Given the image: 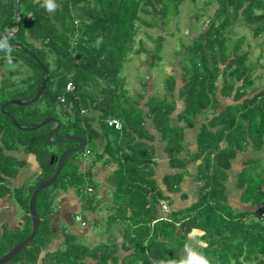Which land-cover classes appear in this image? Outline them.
Instances as JSON below:
<instances>
[{
	"label": "trees",
	"instance_id": "16d2710c",
	"mask_svg": "<svg viewBox=\"0 0 264 264\" xmlns=\"http://www.w3.org/2000/svg\"><path fill=\"white\" fill-rule=\"evenodd\" d=\"M15 1L0 0V41L11 48V53L0 50V198L12 194L18 208L28 216L19 229L0 228V256L31 233L29 201L36 186L55 172L57 160L66 149L78 145L74 140L47 143L55 122L33 130L17 128L2 111V105L13 99L33 98L46 76L45 67L49 78L38 99L27 105L7 104L5 110L20 126L57 118L61 126L53 138L76 135L86 143L67 156L59 176L38 193V231L3 264H90L87 258L94 264H119L121 249L127 253L122 264H180L188 256L183 252L194 229L203 231L205 243L194 251L203 254L209 264H244L243 259L264 264V218L258 214L251 220L249 213L233 214L223 204L226 195L222 183L237 149L250 143L254 149L264 145V85H255L260 77L254 75V67L248 63L249 51L242 49L245 36L231 37L235 23L249 27L254 37L264 36V0H215L218 6L209 24L183 51L179 62L183 81L179 122L195 127L201 116L204 118L191 159L182 157L185 151L190 154L183 142L184 125L171 124V114L177 107L176 78L171 76L166 83L171 99L150 95L144 113L139 105L148 93H139L138 99L130 103L120 76L130 53L149 52L152 68L161 60L163 34L156 37L153 51L143 44L133 49L137 23L164 30L179 16V7L186 0H53L52 11L44 6L45 0H19L21 26L15 35L3 39L18 27ZM70 82L74 88L67 90ZM224 99L231 100L227 101L231 104L220 110ZM110 118L120 119L122 128L109 126ZM148 118L166 142L171 166L181 169L163 177L167 192L180 189L189 162L203 160L197 172L202 184L199 198L185 210L169 209L165 213L162 209V201H167L170 208L171 198L155 177V137L145 127ZM101 136L106 139L102 152H95L91 166L81 172L76 153L85 150L88 143L97 145ZM21 147L25 153L34 154L42 168L41 176L27 188L12 187V178L26 164L12 154ZM87 153L93 151L88 149ZM98 162L116 165L107 178L113 198L105 219L110 238L90 247L79 242L78 234L63 228L60 247L47 250L56 233L52 223L59 190L74 188L79 192L84 223L88 221L87 211L96 212V196L90 193L98 188L93 177ZM253 166L257 167L258 161L252 162L240 178L241 184H248L247 194L253 193L255 181L261 180ZM260 198L257 195L255 201ZM114 228L123 234L120 246Z\"/></svg>",
	"mask_w": 264,
	"mask_h": 264
},
{
	"label": "crops",
	"instance_id": "0c3cea01",
	"mask_svg": "<svg viewBox=\"0 0 264 264\" xmlns=\"http://www.w3.org/2000/svg\"><path fill=\"white\" fill-rule=\"evenodd\" d=\"M181 79V75L179 76ZM178 81V79L176 78ZM182 80V79H181ZM180 80V81H181ZM151 77H150V84H151ZM181 85L178 87V97H179V91L181 86L183 85V81H181ZM149 84V86H150ZM177 88V83L176 87ZM149 89V88H148ZM165 89H167L165 87ZM148 94L146 97L140 102L139 107L143 109L144 113H147L148 107H146V100L150 96L149 90L146 91ZM168 99V98H167ZM180 99V98H178ZM176 100V99H175ZM181 100V99H180ZM177 101V100H176ZM223 106L220 108L223 109L224 106L227 104L226 101ZM181 107L179 106V103L177 102V107L171 114V124L172 125H184L183 129V142L186 146V149L190 151V154L188 155L187 152L182 153V157L188 156L190 159L192 158L193 154H195V151L197 150V142H196V136L200 130L201 123L204 121L203 116L199 119V123L195 127H187L185 126V123L179 122L178 115L183 109V101L181 100ZM94 114H98L96 110H93ZM175 114V115H174ZM212 114L207 115L208 117H211ZM145 127L149 130L150 134H153L155 137L153 143L156 146V173L155 177L157 179V182L161 189L164 190L165 194L169 195L171 198V206L170 210H185L189 207H191L194 202H196L199 198V190L200 186L202 185L197 180V172L198 167L202 163V159H198L197 161L189 162L187 165L188 174L185 175L183 181L180 184V189L176 192L169 193L167 192V187L163 183V177L169 174H174L181 169L174 168L170 164V158L168 156L167 151L165 150L166 142L162 139L161 133L152 125L151 119H146ZM103 136L100 137L98 140L99 148L103 150L105 146V141ZM13 155L18 157L19 159L25 160L26 164L19 168L17 175L12 178V187H21L25 186L26 188L30 186V184L35 181L38 177L41 176L42 168L40 166L39 161L37 160V157L32 153H25L23 150V147H21L19 150L12 152ZM93 159L90 162H81V172H85L86 169H88L89 166H91ZM258 161V166H253L252 170L254 171L256 168V173L261 174V180L257 179L255 181L257 188L256 190H253V193L247 194L246 189L248 188V184H241L240 178L241 175L246 172L248 168L252 166V162ZM116 168V165H104L103 162H98L96 166L94 167V177L95 179L99 180L101 184L102 192L101 194L104 196L105 194V203L107 200L111 205L112 202V191L111 188H109V183L107 182L108 176L112 173V171ZM227 176L223 180L224 185V191L226 198L223 200V204L226 208H228L230 211H232L233 214L237 213H246L250 214L247 217H251V220L255 217H257L258 214L262 215L264 218V145L260 149H254L252 143L247 144L243 149H237L236 155L233 161L231 162V165L229 169L226 170ZM254 183V184H255ZM108 192L111 194H108ZM56 198V213L55 217L53 218V227L56 231L54 236V241L52 244H50L47 248V250L53 251L60 247V245L63 242V228H68L71 231L78 232L79 235H82L81 233L86 232L83 236H88V234L91 235L93 231H91V226L95 225L94 221L92 219H97L98 215L93 212H86L88 214V221L87 223H84L81 218L80 211L82 209L83 200L77 192L76 189L70 188L68 190H59L57 193ZM110 196H108V195ZM257 195H260L261 198L259 201H255V198ZM96 199H94V202ZM109 207V206H108ZM106 215V214H105ZM167 215V214H166ZM28 214L21 213L19 214L18 206L15 200L13 199V195L10 194L6 196L5 198H0V228L1 227H7L9 229H19L25 225V222L27 220ZM81 221L85 227H81L76 225V221ZM82 231V232H81ZM93 234V233H92ZM202 234L203 231L200 229H194L189 234V242L187 245V250L183 252L184 255L188 254V249H191L194 251V248L197 246H204L205 243L202 241ZM117 243L119 246L122 243L123 234L119 231H117ZM90 238V237H89ZM110 238V232H108V235H106L105 240H108ZM51 245H53V249L49 248ZM127 253L124 252L122 249L119 251V255H121V261L119 264H122V258L125 257ZM245 260L243 259V263ZM113 264V263H109ZM235 264V262H233Z\"/></svg>",
	"mask_w": 264,
	"mask_h": 264
},
{
	"label": "rangeland",
	"instance_id": "374dc122",
	"mask_svg": "<svg viewBox=\"0 0 264 264\" xmlns=\"http://www.w3.org/2000/svg\"><path fill=\"white\" fill-rule=\"evenodd\" d=\"M217 6L218 4L215 0H186L179 7V16L172 19L171 23L166 26L164 30H160L158 26L149 27L145 23H137L138 33L133 46L134 50L138 49L141 47V44H143V46L148 49V51H153L157 45V42L155 41L156 37L159 34H163L165 39L162 50L160 51L161 60L156 62V65L153 68L150 66L151 60L149 52H143L140 54L130 53L125 60L120 72V76L125 81V89L128 90L130 103H134L135 100L138 99L139 93L147 90H149L150 95H154L159 98L166 97L168 100H170L171 96H168V91L165 89V87L168 78L174 76L178 79L177 88L174 90V98L181 107L182 103L181 100L178 99L179 97L177 94L178 87L182 83V80L179 77L182 73L179 63L180 59L184 56L183 51H185L186 46L191 42L192 38L205 29L209 24L210 18ZM144 18L147 20L150 19L149 16H144ZM148 35L151 37H148ZM242 35L245 36L242 49L244 51H249L248 63H251L254 67V75L260 77L256 79L255 85L262 87L264 85V36L254 37L253 32L249 27L240 25V23H235L234 32L231 34V37L233 39H237ZM150 77L152 80L151 84ZM145 84L146 86H144ZM224 101L227 102L231 100L224 99ZM88 149L92 150L93 153H87ZM95 152H102V149L99 148L98 144L94 145L93 143H88L85 150L77 152L76 155L79 160H81V162H90L96 157ZM105 157L107 156L105 155ZM95 181L99 183L98 188L93 189V192H91L90 195L96 196L95 204H97V210L94 213L98 215L97 221L99 223L97 225L91 226L90 229L93 231V234H88L90 238L83 236L86 232L83 233L81 231L82 235L78 234L79 231L73 232L78 234L79 242H83L90 247H93V245L97 244L98 241L105 240V237L108 235L109 231L107 229L105 219L110 214V208L108 207L110 206V203L108 202L109 200H107L105 203V194L104 196L101 194L102 183L97 179H95ZM82 188L83 190L87 189L85 186ZM108 194L110 193L108 192ZM18 211L19 214L23 213V211L19 208ZM76 225L85 227V225H83L82 222L78 220L76 221ZM116 229L114 228V230ZM117 231L118 230L115 231V235L117 234ZM54 240L55 239H53V241ZM49 248L53 249L54 247L51 245ZM86 260L90 264H94V261L88 258ZM244 262L245 264H251L247 261Z\"/></svg>",
	"mask_w": 264,
	"mask_h": 264
},
{
	"label": "water",
	"instance_id": "95a60500",
	"mask_svg": "<svg viewBox=\"0 0 264 264\" xmlns=\"http://www.w3.org/2000/svg\"><path fill=\"white\" fill-rule=\"evenodd\" d=\"M18 4H19V0H16L15 1V12H16V16H17L18 27H17V29L15 31L6 33L3 36V39H5L8 36L15 35L18 32V30H19V28L21 26V15L19 13ZM11 44L21 46L17 42H13ZM29 54L34 56L31 52H29ZM34 58L41 66H43V64L40 62V60L37 57L34 56ZM44 70H45L46 76H45L44 80L42 81L37 93L34 95L33 98H31L30 100L13 99V100L7 101L4 105H2L1 109H2V111L4 113H6L10 117L13 125H15L17 128H19L21 130H33V129H37V128L41 127V126H44V125H46L48 123L55 122L56 123L55 127H53L49 131L48 136L46 138V142L47 143L56 144V143H59L61 141H65V140H74V141H76L78 143V145L75 146V147H71V148L66 149L61 154V156L58 158V160H57V167H56L55 172L50 177L42 180L36 186L32 196L30 198V201H29V215H30L31 221H32L31 233L28 235L27 238H25L24 240L18 242L11 249H9L4 255L0 256V264L6 263L9 260H11L12 258H14L19 253V251H21L23 246L26 245L27 243H29L35 237V235H36V233L38 231V228H39V223H40V218H39V214H38V211H37V204H36V199H37L38 193L41 190H43L44 188L49 187L55 181V179L59 176V174H60V172H61V170H62V168H63V166L65 164V160H66L67 156L69 154L73 153V152H76V151H79L80 149H82L83 146L86 143L84 138L76 136V135H60V136H58L56 138H53L54 134L59 130V128L61 126V122L57 118L48 117V118L42 120L41 122L36 123L34 125H31V126H20L17 123V121L14 119V117L11 116V114L8 111L5 110V106L7 104L13 103V104H18V105H27V104H31V103L35 102L38 99V97L43 92L45 84H46V82H47V80L49 78L48 70L45 67H44ZM53 160H54V158L52 159V161Z\"/></svg>",
	"mask_w": 264,
	"mask_h": 264
},
{
	"label": "clouds",
	"instance_id": "9594fccd",
	"mask_svg": "<svg viewBox=\"0 0 264 264\" xmlns=\"http://www.w3.org/2000/svg\"><path fill=\"white\" fill-rule=\"evenodd\" d=\"M45 7L49 11H52L55 7L53 0H45ZM7 50L11 53L10 46L5 41H0V50ZM180 264H209V261L203 254L197 253L191 249H188V256L180 262Z\"/></svg>",
	"mask_w": 264,
	"mask_h": 264
},
{
	"label": "built area",
	"instance_id": "2783aa9c",
	"mask_svg": "<svg viewBox=\"0 0 264 264\" xmlns=\"http://www.w3.org/2000/svg\"><path fill=\"white\" fill-rule=\"evenodd\" d=\"M74 88L73 84L70 82L67 84V90H72ZM61 101H64V97H61ZM109 126L114 127L117 130H120L123 126L122 121L118 118L107 119ZM162 209L166 213L169 210V205L167 201H162Z\"/></svg>",
	"mask_w": 264,
	"mask_h": 264
}]
</instances>
